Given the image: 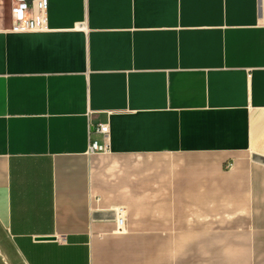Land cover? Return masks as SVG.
<instances>
[{
  "label": "crops",
  "instance_id": "crops-1",
  "mask_svg": "<svg viewBox=\"0 0 264 264\" xmlns=\"http://www.w3.org/2000/svg\"><path fill=\"white\" fill-rule=\"evenodd\" d=\"M263 9L48 0L0 29V264H264Z\"/></svg>",
  "mask_w": 264,
  "mask_h": 264
},
{
  "label": "built area",
  "instance_id": "built-area-1",
  "mask_svg": "<svg viewBox=\"0 0 264 264\" xmlns=\"http://www.w3.org/2000/svg\"><path fill=\"white\" fill-rule=\"evenodd\" d=\"M264 7V0H260ZM11 8V30L13 32L41 31L46 28L48 0H10ZM264 26V9L260 20ZM93 130L101 134L104 139L109 137L110 128L108 124H98ZM108 144L93 142L89 145V154L107 153ZM117 232H125L127 228L128 211L125 206L114 208Z\"/></svg>",
  "mask_w": 264,
  "mask_h": 264
},
{
  "label": "rangeland",
  "instance_id": "rangeland-1",
  "mask_svg": "<svg viewBox=\"0 0 264 264\" xmlns=\"http://www.w3.org/2000/svg\"><path fill=\"white\" fill-rule=\"evenodd\" d=\"M10 0H0V29L11 26Z\"/></svg>",
  "mask_w": 264,
  "mask_h": 264
}]
</instances>
